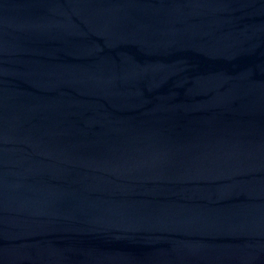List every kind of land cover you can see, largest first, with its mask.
Listing matches in <instances>:
<instances>
[{"label": "water", "instance_id": "1", "mask_svg": "<svg viewBox=\"0 0 264 264\" xmlns=\"http://www.w3.org/2000/svg\"><path fill=\"white\" fill-rule=\"evenodd\" d=\"M0 264H264V0H0Z\"/></svg>", "mask_w": 264, "mask_h": 264}]
</instances>
